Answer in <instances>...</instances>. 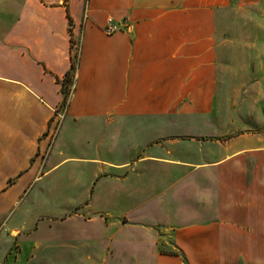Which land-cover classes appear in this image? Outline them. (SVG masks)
<instances>
[{
	"label": "crops",
	"instance_id": "crops-1",
	"mask_svg": "<svg viewBox=\"0 0 264 264\" xmlns=\"http://www.w3.org/2000/svg\"><path fill=\"white\" fill-rule=\"evenodd\" d=\"M233 1L0 0V264H264V129L221 111Z\"/></svg>",
	"mask_w": 264,
	"mask_h": 264
},
{
	"label": "rangeland",
	"instance_id": "rangeland-1",
	"mask_svg": "<svg viewBox=\"0 0 264 264\" xmlns=\"http://www.w3.org/2000/svg\"><path fill=\"white\" fill-rule=\"evenodd\" d=\"M218 28L223 43V77L227 89L222 114H231L233 102L239 111L240 125L249 123L250 127L254 126L260 132L264 129V0H234L219 11ZM75 54L78 60L77 51ZM232 60L234 66L228 67L227 63L230 66ZM230 77L235 82L228 83ZM231 86L234 92L230 90ZM235 96L238 100H233ZM54 132L49 149L55 142L57 125Z\"/></svg>",
	"mask_w": 264,
	"mask_h": 264
},
{
	"label": "built area",
	"instance_id": "built-area-1",
	"mask_svg": "<svg viewBox=\"0 0 264 264\" xmlns=\"http://www.w3.org/2000/svg\"><path fill=\"white\" fill-rule=\"evenodd\" d=\"M124 27H126V26H124ZM121 29H122L121 27L114 25L113 22H112V20H109V21H108V25H107V27L105 28V32H106L108 35H112V34H115V33L119 32ZM74 87H75V86H74V83H72V85L70 86V90H69V93H68V96H67L66 105H65L64 108H66V107L68 106V104H69V102H70V100H71V98H72V96H73ZM54 129H55V128H53V129H51V130L49 131V138H50V139H51L52 137H54V135H55Z\"/></svg>",
	"mask_w": 264,
	"mask_h": 264
},
{
	"label": "trees",
	"instance_id": "trees-1",
	"mask_svg": "<svg viewBox=\"0 0 264 264\" xmlns=\"http://www.w3.org/2000/svg\"><path fill=\"white\" fill-rule=\"evenodd\" d=\"M70 24H71V27H72V21H70ZM72 47L75 46V41L72 40ZM76 68V61H75V56L73 57V63H72V70L71 72L67 73L66 77L64 78L63 82H62V91L65 95V99H64V103H63V107H65L66 105V101H67V96H68V93H69V87L72 83V74H73V71L75 70Z\"/></svg>",
	"mask_w": 264,
	"mask_h": 264
}]
</instances>
